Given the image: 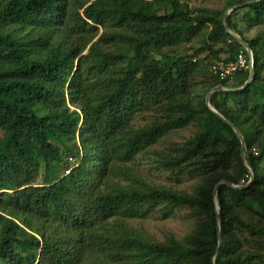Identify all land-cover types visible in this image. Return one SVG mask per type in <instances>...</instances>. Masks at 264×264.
<instances>
[{
	"label": "trees",
	"instance_id": "obj_1",
	"mask_svg": "<svg viewBox=\"0 0 264 264\" xmlns=\"http://www.w3.org/2000/svg\"><path fill=\"white\" fill-rule=\"evenodd\" d=\"M247 1L0 0V264H264V0L223 24ZM232 34L253 54L247 85L249 70H211L240 52L248 60ZM216 87L234 90L208 103L243 151L206 106ZM188 127L157 165L195 189L240 186H218L219 226L210 200L133 168ZM179 210L197 222L182 240L131 226Z\"/></svg>",
	"mask_w": 264,
	"mask_h": 264
},
{
	"label": "rangeland",
	"instance_id": "obj_2",
	"mask_svg": "<svg viewBox=\"0 0 264 264\" xmlns=\"http://www.w3.org/2000/svg\"><path fill=\"white\" fill-rule=\"evenodd\" d=\"M189 5L191 9L205 8L208 10H222L226 0H181ZM198 48L195 44L185 45L183 52L188 55H192L193 49ZM183 54L182 51H179ZM164 54L170 55L169 51H163ZM203 56V55H202ZM199 58H194V61H198ZM210 69V67H209ZM199 80V79H198ZM195 95L201 96L204 91L201 89L200 84H196L193 88ZM39 115H42V110H37ZM195 130L193 127H188L184 130L176 131L163 137L158 144L149 149L145 154L140 155L133 168L138 171L140 175L148 180L151 185L163 186L172 188L176 191H183L186 193H196L204 200H210L213 204L217 203L214 189L208 187H197L196 179L191 180L187 176H177L173 173L162 171L158 168L157 161L161 156L172 154L173 149L179 146L187 139H189ZM61 175V171L57 172ZM41 178V177H40ZM37 180V183L41 179ZM190 213L188 210H179L175 217L169 220H162L157 216L151 217L145 221H133L131 226L139 231H143L149 237L162 243L167 237H174L177 240H182L186 235L192 232L197 222L192 218H189Z\"/></svg>",
	"mask_w": 264,
	"mask_h": 264
},
{
	"label": "water",
	"instance_id": "obj_3",
	"mask_svg": "<svg viewBox=\"0 0 264 264\" xmlns=\"http://www.w3.org/2000/svg\"><path fill=\"white\" fill-rule=\"evenodd\" d=\"M256 1H258V0H251V1H247V2H245V3H243V4H241V5H238V6H234V7H232V8H230L225 14H224V18H223V24L224 25H226V20H227V17L229 16V14L232 12V11H234L235 9H237V8H239V7H242V6H245V5H247V4H250V3H252V2H256ZM232 36H233V38L242 46V47H244L245 49H246V51H247V53L250 55V57H251V59H252V63H251V66H250V68H249V77H248V80L246 81V83H245V85H247L248 83H249V81L251 80V78H252V76H253V73H254V61H253V54H252V52L250 51V49L248 48V46L243 42V40L240 38V37H238L237 35H234V34H232ZM243 88H241V89H239V91L240 90H242ZM215 91H218V92H234V90H227V89H224V88H221V87H216V88H214V89H212V90H210L208 93H207V95H206V98H205V103H206V106L208 107V109L215 115V116H217L220 120H222L224 123H226V124H228L232 129H233V131H234V133H235V135H236V137L239 139V141L241 142V151H243L244 150V143H243V141H242V138H241V136H240V134L236 131V129L230 124V123H228L221 115H219L214 109H212V107H210V105H209V103H208V99H209V97H210V95L213 93V92H215ZM221 184H226L227 186H229V187H231V188H241L240 186H232V185H229L228 183H226V182H220V183H218L216 186H215V188H214V193H215V195H216V193H217V188H218V186L219 185H221ZM214 208H215V213H216V224H217V226H219V219H218V215H217V210H218V208H217V203L215 204V202H214ZM217 239H218V241H217V243H218V246H217V249H216V251H215V254L217 253V251H218V249H219V247H220V245H221V239H220V233H219V227H218V236H217ZM212 264H213V262H212Z\"/></svg>",
	"mask_w": 264,
	"mask_h": 264
},
{
	"label": "built area",
	"instance_id": "obj_4",
	"mask_svg": "<svg viewBox=\"0 0 264 264\" xmlns=\"http://www.w3.org/2000/svg\"><path fill=\"white\" fill-rule=\"evenodd\" d=\"M252 63V59L248 54V60L243 56L242 52L238 53L236 56V60L234 62H230L228 64H216L211 67V70L219 75L220 79H224L226 77L232 76L234 73L238 71H246L249 70ZM69 163L74 164L75 159L70 158ZM65 175L68 174L66 171Z\"/></svg>",
	"mask_w": 264,
	"mask_h": 264
}]
</instances>
